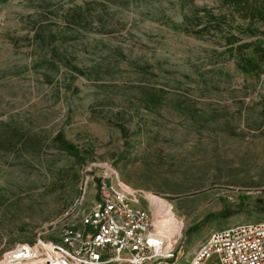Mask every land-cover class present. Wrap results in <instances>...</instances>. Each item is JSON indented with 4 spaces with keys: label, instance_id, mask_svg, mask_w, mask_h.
<instances>
[{
    "label": "rangeland",
    "instance_id": "rangeland-1",
    "mask_svg": "<svg viewBox=\"0 0 264 264\" xmlns=\"http://www.w3.org/2000/svg\"><path fill=\"white\" fill-rule=\"evenodd\" d=\"M263 28L221 0H0V258L79 225L113 172L180 220V264L264 221Z\"/></svg>",
    "mask_w": 264,
    "mask_h": 264
},
{
    "label": "built area",
    "instance_id": "built-area-1",
    "mask_svg": "<svg viewBox=\"0 0 264 264\" xmlns=\"http://www.w3.org/2000/svg\"><path fill=\"white\" fill-rule=\"evenodd\" d=\"M95 186L96 200L79 225H66L58 240L39 233L32 242H17L0 264H180L182 229L158 230L163 210L150 200L142 207L141 196L115 172ZM185 264H264V221L212 230Z\"/></svg>",
    "mask_w": 264,
    "mask_h": 264
},
{
    "label": "trees",
    "instance_id": "trees-1",
    "mask_svg": "<svg viewBox=\"0 0 264 264\" xmlns=\"http://www.w3.org/2000/svg\"><path fill=\"white\" fill-rule=\"evenodd\" d=\"M223 5L232 8L233 10L240 13L241 17L252 21H261L264 24V0H221ZM248 32L253 34L258 32V29L247 27ZM264 35V28L260 31ZM226 43L232 46L231 50H236L239 53L240 60L238 61V68L245 74H259L261 72V62L254 60L251 57H247L244 54V50L250 48V43H242L234 48V44L237 43L236 37H227ZM254 54L256 56L264 55V49L255 47ZM65 150L72 155L78 156L79 152L76 147L70 143L63 141Z\"/></svg>",
    "mask_w": 264,
    "mask_h": 264
},
{
    "label": "bare ground",
    "instance_id": "bare-ground-1",
    "mask_svg": "<svg viewBox=\"0 0 264 264\" xmlns=\"http://www.w3.org/2000/svg\"><path fill=\"white\" fill-rule=\"evenodd\" d=\"M147 199L151 201L152 206L163 210L162 212L165 214V216L160 218L159 223H157L158 230H169L170 233H173L174 231L179 232L182 229V224L180 221H178L170 208L165 206V204L159 198L149 193L147 195Z\"/></svg>",
    "mask_w": 264,
    "mask_h": 264
}]
</instances>
